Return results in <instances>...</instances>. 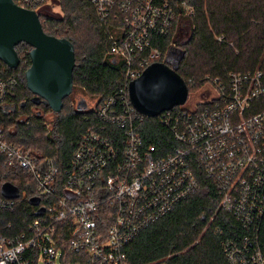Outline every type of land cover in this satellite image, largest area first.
Segmentation results:
<instances>
[{"label": "built area", "instance_id": "obj_1", "mask_svg": "<svg viewBox=\"0 0 264 264\" xmlns=\"http://www.w3.org/2000/svg\"><path fill=\"white\" fill-rule=\"evenodd\" d=\"M14 1L41 16L55 0ZM89 1L112 28L110 53L123 62L124 84L99 108L97 100L93 107L87 102L84 110H95L98 123L64 168L55 157L43 158L8 139L0 127L3 166L29 176L36 206L21 233H7L12 225L4 224L3 214L15 213L27 197L5 196L0 183V264H129L127 246L198 191V173L213 181L220 208L241 225L222 241L228 264H264V73L207 78L199 90L213 91L202 94L195 110L175 106L154 117L165 129L163 145L147 142L145 124L153 118L135 109L128 87L167 55L155 41L169 35L185 2ZM1 74L4 105L19 80Z\"/></svg>", "mask_w": 264, "mask_h": 264}, {"label": "trees", "instance_id": "obj_2", "mask_svg": "<svg viewBox=\"0 0 264 264\" xmlns=\"http://www.w3.org/2000/svg\"><path fill=\"white\" fill-rule=\"evenodd\" d=\"M62 13L44 11V31L74 44L76 67L74 88L55 113L26 86L25 72L31 65V46L22 43L17 52L20 65L11 69L0 61L2 77L16 76L15 94L0 105V127L7 138L41 157H55L62 168L71 159L82 136L98 123L95 110H78L73 94L81 91L97 100V108L124 84L123 62L110 53L111 27L102 23L89 0H55ZM168 36L155 45L166 51V63L186 81L190 92L198 91L205 80L226 77L228 72L264 73V0H184ZM223 36L224 41L216 40ZM88 102V101H87ZM51 119H47V116ZM27 121L29 125H27ZM158 118L148 119L144 138L163 145L164 131ZM200 187L166 216L152 224L126 248L129 264H228L222 241L229 230L241 231L240 223L220 208L217 187L198 173ZM0 183L13 185L26 200L15 213H4L7 233H21L35 215L31 200L35 193L29 176L19 169L3 166ZM264 254V220L260 232Z\"/></svg>", "mask_w": 264, "mask_h": 264}, {"label": "water", "instance_id": "obj_3", "mask_svg": "<svg viewBox=\"0 0 264 264\" xmlns=\"http://www.w3.org/2000/svg\"><path fill=\"white\" fill-rule=\"evenodd\" d=\"M22 43L32 48L31 65L25 72L27 88L53 112L59 113L74 88V44L66 38L47 34L35 11L17 5L14 0H0V61L11 69L18 68L21 60L17 47ZM128 91L135 109L150 118L184 105L189 95L186 81L163 62L147 67L130 82ZM86 108L87 101L78 102V110ZM2 192L9 198L19 196L11 184H5Z\"/></svg>", "mask_w": 264, "mask_h": 264}, {"label": "rangeland", "instance_id": "obj_4", "mask_svg": "<svg viewBox=\"0 0 264 264\" xmlns=\"http://www.w3.org/2000/svg\"><path fill=\"white\" fill-rule=\"evenodd\" d=\"M52 10L54 12H58V13H62L61 8L59 7V5L57 4L56 1H51L45 8L43 11H49ZM213 91L210 87H204L199 91L196 92H191L189 94V97L187 99V102L182 106L184 109L193 111L196 109V103L199 101H203V93H205L206 91ZM81 100H85L88 101V103L90 104V106L93 107V100L91 98H88L87 95H85L84 93H82L81 91H78L77 93L73 94V104H75V106L77 107V104L79 101ZM51 116V115H50ZM49 115L46 117L47 119H51Z\"/></svg>", "mask_w": 264, "mask_h": 264}]
</instances>
